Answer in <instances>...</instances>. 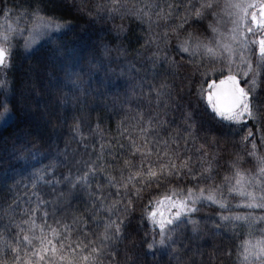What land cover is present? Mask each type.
<instances>
[{
    "label": "trees",
    "instance_id": "obj_1",
    "mask_svg": "<svg viewBox=\"0 0 264 264\" xmlns=\"http://www.w3.org/2000/svg\"><path fill=\"white\" fill-rule=\"evenodd\" d=\"M146 2L157 3L165 11L167 4L182 5L180 11L174 12L168 21L161 20L152 25L151 31L159 34L166 26L172 27L180 23V17L186 11L183 5L191 3L198 6L201 0H118V3L124 5L121 11H135ZM223 2L224 0H214L216 6H221ZM66 4L82 5L84 10L78 12L75 8L69 9ZM5 6L13 9L8 20L2 19V9ZM36 6V0H0V27L4 20L16 29H23L21 35L15 32L11 34V43L14 45L13 68L7 73L11 84L8 95L15 106L14 117L9 124H0V176L7 172L13 177L0 181V240L3 241L0 244V259L11 264L12 253L8 246H16L18 233L20 239L25 232L31 235L29 226L23 224V221L29 218L32 209L36 210L38 225L43 222L45 211L48 213L47 224L51 227L63 232L62 225H70L73 242L78 235L83 239L84 232H87L88 239L99 241L104 232L103 221L107 213L97 212L95 209L99 207V202L93 204L89 191L79 185L72 189L65 177L69 173L72 176L82 175L84 171H88L86 164L95 162L96 172L90 177V190L107 197L105 203H110L116 198V190L107 184L105 177L111 175L119 179V169L124 168L126 159L138 161L141 158L139 154L129 156L130 140L142 143L141 128H147L149 140H166L173 150L176 149V144L172 142V137H179L178 161L191 157L189 163L194 171L200 170L199 157L203 152L206 151L209 157L216 154L212 171L214 179L211 182L201 181V185H222L220 194L227 208L221 209L218 205L205 202L195 214L197 219L203 221L204 218L211 217L220 223L218 213L252 217L264 215V209L258 208L240 209L237 213V206L245 203L239 193L229 192L230 184L224 181V177L228 176L231 178V185H235L234 173L237 169L242 174H255L260 178V194H264V175L259 172L262 165L258 159L264 158V142H261L264 122L258 126L261 131H257L249 123L248 127L236 130L235 134H232V130H228L229 134L226 136L217 133L218 140L215 144L211 143L210 136L205 137L202 132L197 131L195 143L189 139L188 147H185L184 111L188 110L186 106L189 102L193 107L196 104L195 98L189 96L188 91L191 88L195 92L200 82L199 73H194L193 69L197 60L206 64L209 57L201 54L191 64L187 54H183L181 59V54L175 50L177 40L170 32V44L166 51L168 56L183 65L178 68L179 78L173 76L172 67L163 62L156 66V75L153 76L148 57L155 46L145 45V40L149 39L148 25L128 15L122 19L119 14H115L108 19V9L113 6L111 0H40L39 6L45 15L67 22L71 27L59 34L37 37L31 48L26 49L25 41L30 38L26 29L31 26L32 20L30 16H20V12L25 9L30 12ZM155 11H159V8L153 9ZM207 16L212 15H206L196 24H191L190 20L184 25L181 35L186 36L188 31L194 30L195 36H199L205 43L210 42L215 34L208 27L210 23L206 21ZM121 26L123 31L120 30ZM117 35L119 39L116 38ZM104 44L113 49L108 56L103 54ZM118 44L125 49L123 53L115 51ZM57 48L61 50L59 55L55 51ZM255 48L248 51L254 68L257 61ZM97 59L103 61L104 67L93 74L92 91L87 95L71 89V86L60 89L54 86L55 81L63 79L66 70L86 71L88 61L96 63ZM100 80L104 81L103 86L97 83ZM164 81L173 84L174 92L184 97V107H169L165 111L161 104L157 108L155 93L150 88L153 85L159 87ZM259 81L257 102L264 112V71H261ZM85 87L89 86L86 84ZM155 113L159 115H154ZM197 118L199 119V113ZM150 119L152 123L148 124ZM77 124L80 135L73 132ZM248 128H252L254 136L248 141H242ZM253 140L256 143L255 150L252 148ZM13 144L18 148L27 144L34 150L31 155L21 151L20 159L17 160L11 155ZM121 144L124 145L123 149L119 147ZM201 144H204V148L197 152L196 149ZM253 151L255 155L250 154ZM151 159L155 160V156ZM50 164L53 165L52 172L46 174L44 180L34 184L32 172ZM233 164L235 167H232ZM127 174L125 170V175ZM171 183L173 187L185 190L192 187L198 191V185L194 181L173 178ZM160 191H164V188ZM149 198L150 195L146 192L142 200L135 202V211L129 217L135 231L119 245L120 251L114 260L103 257L101 264H127L126 250L143 259L147 240L151 236L144 238L147 225H141L140 215ZM38 200L45 201L46 206L37 207ZM25 210H28V214H25ZM56 221H60V225ZM20 228L24 231H20ZM262 235L264 221L260 220H256L251 227L243 221L237 222L235 228L227 224L215 234L210 224L202 222L197 237H193L190 231H185L180 237L179 247L182 251L179 253V260L165 254L158 256L156 260L148 257L146 264H240L238 249L242 241L247 238L255 243ZM229 251L230 254H226Z\"/></svg>",
    "mask_w": 264,
    "mask_h": 264
},
{
    "label": "snow or ice",
    "instance_id": "obj_2",
    "mask_svg": "<svg viewBox=\"0 0 264 264\" xmlns=\"http://www.w3.org/2000/svg\"><path fill=\"white\" fill-rule=\"evenodd\" d=\"M40 0H36L37 6L31 11L22 10L20 16L31 17L32 24L26 30L29 32V39L25 41V48L30 49L37 37L51 36L59 34L71 26L67 22L55 19L53 16L44 14V10L39 6ZM112 7L108 9V19L113 15L119 14L123 19L125 15L133 17L142 24H147L149 29V39L145 40V45L155 46V50L148 57L152 64V74L156 75V66L160 63H167L172 67V75L179 78L178 68L183 67L170 56L166 49L170 44V35L177 40L175 50L181 54L188 55L189 63L196 60L201 54L209 57V62L202 64L197 60L193 69L194 73H199L200 82L197 84L195 92L189 88L188 94L195 98V107L191 102L187 104L184 111V122L186 125L185 135L183 137L185 147H188L189 139L195 143L197 140V131L203 133L205 137L211 139V143H217L218 137L228 135V130L235 134L236 130L248 127L251 123L253 128L261 131L258 127L264 122V112L261 111V104L257 102V91L259 88V77L261 71H264V0H236V2L226 3L225 7L230 8L233 28L231 29V40L235 48L227 43H222L219 38L215 40L214 46L205 43L199 36L194 35L193 31H188L186 36L181 33L184 25L196 24L207 14L213 17L216 13L212 10L216 7L214 0H201L197 5L188 3L183 5L186 9L185 14L180 17V23L175 26H166L162 33H153L151 31L154 23L159 21H168L172 18L174 12H179L182 5L167 4V10L154 2H146L142 7L135 11L127 9L121 11L124 5L118 3V0H111ZM66 7L75 8L76 11H83V6L76 4H66ZM99 7V6H97ZM159 8V11L153 12V9ZM3 18L8 20L13 9L5 6L2 9ZM91 15V13H89ZM99 16V13H97ZM191 26V25H190ZM212 33H217V28L211 23L208 25ZM121 31L123 27L121 26ZM23 29H16L12 24L8 25L6 33H0V124H9L14 117V105L11 103L8 91L11 88L7 73L13 68L14 45L11 43V34H22ZM249 36L253 39H249ZM119 39V35L116 37ZM163 42V43H161ZM250 45H255L257 56L256 66L253 67L251 58L245 55ZM59 55L61 50L55 49ZM113 49L107 44L103 46V54L110 55ZM115 51L123 53L125 49L122 45H117ZM226 54V55H225ZM104 67L103 61L97 59L96 63L88 61V67L84 69L66 70L62 80H57L54 86L58 89L71 86V89L78 91L82 95H87L92 91L93 74ZM87 76V79L85 78ZM250 77V78H249ZM100 86L104 81L100 80ZM89 87L86 88L85 85ZM155 93L156 106L160 108L163 104L166 111L169 107H184V97L174 92V85L167 81L162 82L159 87L153 85L150 88ZM183 91V88L180 90ZM66 102V101H62ZM199 113V119L197 115ZM154 115H159L155 113ZM50 123V121H49ZM148 124L152 123L150 119ZM76 135H80L79 124L73 128ZM141 141L138 144L136 140H130L129 156L135 157L137 154L141 157L138 161L126 159L124 168L119 169V179L108 175L105 177L107 184L115 188L116 198L110 203H105L107 197L93 193L90 190V177L95 175V162L86 164L88 171L82 175L72 176L69 173L65 180L75 189L78 185L89 191V196L93 204L99 202L97 212L107 213L104 219V232L99 241L88 239L87 232L83 233V239L78 235L75 242L71 239V226L63 224V232L58 228L47 224V211L44 212L42 223H36V210L30 211L29 218L23 221V224L29 226L31 235L27 232L22 239L17 234L16 246H8L12 253L11 264H101L103 257H109L114 260L116 254L120 251L119 245L122 244L132 232L135 231L131 226L129 217L135 211V202L143 199L144 193H149L150 198L147 204L143 205V211L140 215L141 225H147V231L144 238L150 235L147 240L146 250L143 253V259L137 257L134 253L125 251L127 264H146L147 258L152 257L156 260L158 256L167 254L170 258L179 260V253L182 249L180 237L185 231H190L193 237H197L201 231V223L210 224L213 233H219L227 224L235 228L237 222L243 221L249 227L256 220L264 221V215L259 217L242 215H223L217 214L220 223L211 217L204 218L203 221L196 218L195 214L199 212L200 205L207 202L210 205H218L221 209H226L221 193L222 185L209 183L207 187L201 185V181L211 182L214 177L212 171L216 161V154L211 157L205 151L200 155V170L194 171L190 165L191 157H185L178 161L179 137H172V142L176 144L173 150L168 141H152L147 137V128H141ZM254 136L252 128H248L242 141H248ZM261 142H264V135H261ZM152 145V146H150ZM163 145V148H161ZM121 149L124 145H119ZM154 147V150H153ZM204 148L201 144L196 149L200 152ZM252 148L255 150L256 143L253 140ZM34 149L27 144L19 148L13 144L11 155L17 160L20 159V152L25 151L29 155ZM255 155V151L250 153ZM155 156V160L151 159ZM115 158V157H114ZM260 159L262 167L259 169L261 175H264V158ZM232 167H235L233 164ZM53 165L42 166L32 172L33 183H39L45 179L46 174L51 173ZM127 170V175H125ZM235 185H231V178L224 177V181L230 184L229 192L235 191L245 198L248 208L264 209V194H254L251 191L244 190V183L247 181L242 173L237 169L234 173ZM173 178L187 179L194 181L198 185V191L192 187L177 188L172 186ZM13 179L11 175L5 172L0 176V181ZM259 183V181H257ZM100 185H97L99 190ZM164 188V191H160ZM264 192V189H262ZM155 193V195H152ZM109 196L111 193L108 194ZM46 206V202L38 200L37 207ZM28 214V210H25ZM134 218V217H133ZM96 219L95 217L93 218ZM60 225V221H56ZM19 228L20 226L17 225ZM20 231H24L20 228ZM86 241V242H85ZM3 241L0 240V244ZM129 243H132L130 241ZM23 245V247H21ZM138 246V245H134ZM195 254V250H194ZM226 254H230V251ZM238 259L240 264H264V235L253 243L250 239H244L238 249ZM0 264H8L4 259H0Z\"/></svg>",
    "mask_w": 264,
    "mask_h": 264
},
{
    "label": "rangeland",
    "instance_id": "obj_3",
    "mask_svg": "<svg viewBox=\"0 0 264 264\" xmlns=\"http://www.w3.org/2000/svg\"><path fill=\"white\" fill-rule=\"evenodd\" d=\"M229 2L234 3V2H236V0H224V2L221 4V6L217 4L216 8L213 9V12L216 13L215 17H213V16L208 17L207 16L208 18L206 19V21H208V23H211L218 30L217 33H215V36L213 37V39L210 40V42H208V43L212 44L213 46L215 44V40L217 38H219L222 43L230 44L233 46V48L236 47L235 44L233 43V41L231 40V29L233 28V24H232L233 17L231 16V12L233 10L225 7V4L229 3ZM248 2H252V0H248ZM2 19H3V16H2ZM1 24H2V26L0 27V33H6L8 25L10 23L3 20V22ZM249 39L251 40V39H253V37L249 36ZM254 47H256V46L250 45L248 50H246L245 55L248 56V51ZM242 175L245 177V180L247 181L246 183H244V190L251 191L254 194H257V192H258V195H259L260 194V190H259L260 178L257 177L255 174H249L248 173V174H242ZM257 181H259V183H257ZM242 200H243V203H245V204L247 203V201L245 200L244 197H242ZM236 209H237V213H238V211L240 209L247 210L248 207H246L245 205H240V206L238 205Z\"/></svg>",
    "mask_w": 264,
    "mask_h": 264
}]
</instances>
